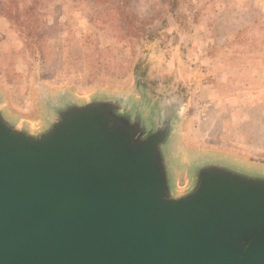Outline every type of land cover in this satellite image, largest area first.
I'll list each match as a JSON object with an SVG mask.
<instances>
[{"label":"water","instance_id":"1","mask_svg":"<svg viewBox=\"0 0 264 264\" xmlns=\"http://www.w3.org/2000/svg\"><path fill=\"white\" fill-rule=\"evenodd\" d=\"M49 112L35 132L0 99V264H264V172L207 156L176 192V106Z\"/></svg>","mask_w":264,"mask_h":264},{"label":"rangeland","instance_id":"2","mask_svg":"<svg viewBox=\"0 0 264 264\" xmlns=\"http://www.w3.org/2000/svg\"><path fill=\"white\" fill-rule=\"evenodd\" d=\"M176 106V192L221 157L264 172V0H0V99L32 131L52 104Z\"/></svg>","mask_w":264,"mask_h":264},{"label":"trees","instance_id":"3","mask_svg":"<svg viewBox=\"0 0 264 264\" xmlns=\"http://www.w3.org/2000/svg\"><path fill=\"white\" fill-rule=\"evenodd\" d=\"M178 0H174V2H177Z\"/></svg>","mask_w":264,"mask_h":264}]
</instances>
